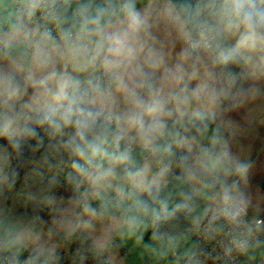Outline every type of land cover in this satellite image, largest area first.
I'll list each match as a JSON object with an SVG mask.
<instances>
[{"label": "clouds", "instance_id": "clouds-1", "mask_svg": "<svg viewBox=\"0 0 264 264\" xmlns=\"http://www.w3.org/2000/svg\"><path fill=\"white\" fill-rule=\"evenodd\" d=\"M0 264H264V0H0Z\"/></svg>", "mask_w": 264, "mask_h": 264}]
</instances>
